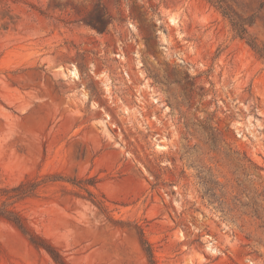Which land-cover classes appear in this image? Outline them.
Instances as JSON below:
<instances>
[{"label": "rangeland", "instance_id": "obj_1", "mask_svg": "<svg viewBox=\"0 0 264 264\" xmlns=\"http://www.w3.org/2000/svg\"><path fill=\"white\" fill-rule=\"evenodd\" d=\"M250 38L264 0H0V187L55 179L16 207L67 264H264ZM0 264L56 263L0 219Z\"/></svg>", "mask_w": 264, "mask_h": 264}, {"label": "trees", "instance_id": "obj_2", "mask_svg": "<svg viewBox=\"0 0 264 264\" xmlns=\"http://www.w3.org/2000/svg\"><path fill=\"white\" fill-rule=\"evenodd\" d=\"M223 14L229 18L233 30L241 39L249 37L248 26H251L252 21L248 22L239 15L230 11L228 7L222 4L218 5ZM249 45L252 49L264 59V49L254 39H249ZM55 181L52 177H45L44 179H25L15 186H1L0 187V219H3L14 226L21 234H23L30 244L38 250H44L56 264H67L61 253L46 239L37 234L29 225L26 217L19 211L16 205L27 198L35 197L40 188L46 186L49 182ZM97 181L95 179H85L73 182L76 186L83 189L88 194V199L97 206L103 213H107L105 200L103 201L96 194L91 192L88 187H94ZM141 244L149 259L150 264H156L150 244L141 233Z\"/></svg>", "mask_w": 264, "mask_h": 264}]
</instances>
